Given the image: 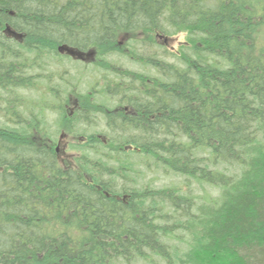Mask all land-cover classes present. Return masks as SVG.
<instances>
[{
	"label": "trees",
	"instance_id": "1",
	"mask_svg": "<svg viewBox=\"0 0 264 264\" xmlns=\"http://www.w3.org/2000/svg\"><path fill=\"white\" fill-rule=\"evenodd\" d=\"M175 30L189 46L173 61L151 34ZM121 37L140 88L120 70L62 99L34 73L60 45L110 69ZM98 92L138 113L108 114ZM51 114L76 153L57 152ZM0 264H264V0H0Z\"/></svg>",
	"mask_w": 264,
	"mask_h": 264
},
{
	"label": "rangeland",
	"instance_id": "2",
	"mask_svg": "<svg viewBox=\"0 0 264 264\" xmlns=\"http://www.w3.org/2000/svg\"><path fill=\"white\" fill-rule=\"evenodd\" d=\"M164 34V33H163ZM172 40L169 41L168 47L165 46L162 42L160 44H151V46L155 49L157 47L158 52L160 50H166L170 53L168 59H173V61L176 60V57L173 58L172 54L177 53L179 46L185 43L187 40L186 33L183 31L175 30V32L171 31L167 34ZM120 40L124 41V38L121 37ZM181 49V47H180ZM129 59V57H127ZM108 60L119 65L121 68L128 67L132 70H138L141 69V64L137 63L136 65L127 61L126 58L122 57L120 54H112L108 56ZM80 63V62H79ZM77 62H69L67 60H63V64L57 65L56 63H53L51 65L46 66L44 69H40V71H34L36 75H42V78L40 80H43L46 83V87L48 85V77H52L55 81V88L58 86L59 93L61 94V97L65 96V88L68 86H75L76 89L79 91H86L89 89L92 85H97V88L100 87V85L103 83V79L106 75L103 73L96 72L94 70V66H96L93 62H91V59L88 60L87 66L89 67L87 70H82L80 64ZM55 70V72H53ZM65 71H68L67 73H64ZM151 72H155L154 70H150ZM51 72V74L49 73ZM58 72L61 74L63 73L64 77L60 78L58 76ZM83 73V74H82ZM61 79H66L65 84H60L62 81ZM72 81V83H71ZM30 91H22L23 95L29 94ZM43 92V90H42ZM47 92V91H46ZM32 97L38 96L36 92L32 91L31 94ZM106 104H109L106 102ZM49 115V114H48ZM57 114H51L48 120V131L49 135L52 138L59 139L60 143V151L64 153L65 156H69L73 153H76L75 150H73L71 147H69L72 143H75L80 137L73 136V135H67L65 130L61 128L57 123ZM109 132V127L106 124L105 120L99 121L96 125H93L90 128H87L85 130V133L92 134L95 133L98 136H101L103 133ZM133 160L137 161L138 156H133ZM137 166V164H136ZM141 181H150L152 178V174L148 171H144V174L142 175ZM169 181H164L163 177L156 178L152 181V185L154 186H160L162 184H168Z\"/></svg>",
	"mask_w": 264,
	"mask_h": 264
},
{
	"label": "flooded vegetation",
	"instance_id": "3",
	"mask_svg": "<svg viewBox=\"0 0 264 264\" xmlns=\"http://www.w3.org/2000/svg\"><path fill=\"white\" fill-rule=\"evenodd\" d=\"M155 38L158 39L160 42L163 41L165 45L168 46L169 41L171 39H168L165 41V37L161 36L160 34H155ZM88 57V55H85L83 57V59H86ZM85 61V60H83ZM138 76L136 73L134 74H126L124 75L123 80H128L129 83H131V81H136L139 82L138 80ZM128 77V78H127ZM141 81V80H140ZM109 86H113L114 87H118L116 83H107ZM108 86V87H109ZM135 86H138L140 88V82L135 84ZM107 87V90H108ZM129 86L127 85L126 88H128ZM120 92H107V93H102V92H98L95 93L97 97L102 98L104 101V104L106 107L103 106V109H105L108 114L111 113L112 116L116 115V114H121V116L123 115L124 118L127 115H136L137 109H135L134 107H132L131 102H127L125 101L123 98H121V95L119 94ZM77 94L76 92H71L68 94V96L70 97V99L72 100V104L69 105L67 104V107L69 108L70 114H74V112H76V107L80 106L81 104H79L78 102V98H77ZM140 95V93H139ZM59 97H61V94H58ZM63 99V97H61ZM109 103V104H106ZM79 104V105H78ZM116 119L112 118L110 122H114ZM120 120H123L122 118ZM107 124V123H106ZM108 126L110 127V124H108Z\"/></svg>",
	"mask_w": 264,
	"mask_h": 264
},
{
	"label": "water",
	"instance_id": "4",
	"mask_svg": "<svg viewBox=\"0 0 264 264\" xmlns=\"http://www.w3.org/2000/svg\"><path fill=\"white\" fill-rule=\"evenodd\" d=\"M9 30H10V29H9ZM59 50H68L71 54H75V52H74L73 50H71V49H69V48H67V47H65V46L60 47Z\"/></svg>",
	"mask_w": 264,
	"mask_h": 264
},
{
	"label": "bare ground",
	"instance_id": "5",
	"mask_svg": "<svg viewBox=\"0 0 264 264\" xmlns=\"http://www.w3.org/2000/svg\"><path fill=\"white\" fill-rule=\"evenodd\" d=\"M63 46H65V45H60V46H58V49H59L60 47H63Z\"/></svg>",
	"mask_w": 264,
	"mask_h": 264
}]
</instances>
